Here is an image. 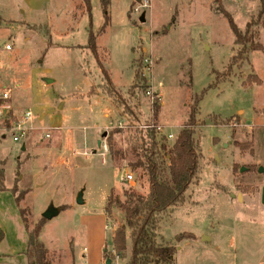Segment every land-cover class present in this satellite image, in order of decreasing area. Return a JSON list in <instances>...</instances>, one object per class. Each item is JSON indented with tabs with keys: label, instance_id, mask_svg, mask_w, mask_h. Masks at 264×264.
Instances as JSON below:
<instances>
[{
	"label": "rangeland",
	"instance_id": "obj_1",
	"mask_svg": "<svg viewBox=\"0 0 264 264\" xmlns=\"http://www.w3.org/2000/svg\"><path fill=\"white\" fill-rule=\"evenodd\" d=\"M34 1L40 9L22 14L19 0H0V45H12L2 54L3 80L11 86L17 116L24 109L37 112L35 128L21 143L0 132L6 187L0 192V264H27L18 251L49 207L58 213L44 221L39 238L51 264H105L106 256L109 264H127L129 230L122 253L112 242L125 224L124 213L113 206L107 215L105 205L109 196L122 200L128 189L148 192L147 174L131 164L135 154L128 138L135 128L156 122L157 139L166 136L167 150L199 94L198 177L186 201L161 214L157 242L175 246L170 264H264L259 195L264 185V53L237 45L221 13L228 11L243 32L255 29L264 45V14L261 21L252 20L259 0H107L109 20L100 33V0H89L91 19L84 0H24V6L31 9ZM90 30L97 34L99 63L121 91L123 105L98 88L86 94L103 82L97 59L84 47ZM139 73L144 82L136 78ZM34 75L37 104L30 96L28 102L31 90L25 89H32ZM109 138L123 157L111 156ZM16 171L19 189H26L19 206L10 192ZM125 173L132 175L130 182ZM18 207L27 210L28 227ZM183 233L195 238L176 241Z\"/></svg>",
	"mask_w": 264,
	"mask_h": 264
},
{
	"label": "trees",
	"instance_id": "obj_2",
	"mask_svg": "<svg viewBox=\"0 0 264 264\" xmlns=\"http://www.w3.org/2000/svg\"><path fill=\"white\" fill-rule=\"evenodd\" d=\"M86 10L91 19L89 0H84ZM104 22L100 28L103 32L108 24L109 16L107 14V0H100ZM260 9L256 17H253V23L261 21L264 14V0H259ZM228 20L229 27L234 35L237 45H248V51L260 50L264 53V45L256 40L257 31L250 29L248 26L245 31L236 25L230 13L226 10L221 12ZM98 33V32H97ZM96 35L89 31L88 42L84 46L89 49L95 56L102 70L103 82L92 86L86 93L87 96L95 94V88L107 95L113 103L123 105L124 98L121 91L115 87L107 71L99 63L96 50ZM233 60V59H232ZM235 60V59H234ZM232 63L230 62V65ZM228 65V69L230 67ZM144 82L145 77L140 73L136 78ZM142 88H147L145 83L139 84ZM205 92V89L202 91ZM200 94L196 95L193 103L189 106L188 118L178 131L173 143L166 150L164 143L166 136L157 139L156 122L153 125H147L144 129L135 128L132 138H128L131 144V151L135 154V160L131 163L140 167L148 177V192L143 195L132 189L124 191L123 199L109 196L105 205V212L110 215L113 206L119 208L124 213L125 224L115 230L112 236L113 249L122 253L126 244V229L129 230L131 249L130 257L127 264H170L173 260L175 246L171 243H159L156 239V231L159 228L160 216L167 209L183 204L186 201V192L189 187L197 180L199 171L200 153L198 151V141L195 138V126L197 125L196 115L198 113V101ZM128 113L132 114L129 108H125ZM153 118H156L159 103L157 100L152 102ZM108 145L113 158L123 157L118 155L119 151L114 148L113 142L108 139ZM163 151V152H162ZM117 154V155H116ZM2 162L0 163V165ZM4 170L0 166V191H5ZM18 172L10 192L14 195V201L17 206L24 199L26 189L18 187ZM26 209L18 207L19 216L22 222L28 227ZM46 219L41 217L32 229L28 232L26 248L24 255L28 264H51L48 258V250L39 238L42 226ZM4 233L0 229V241ZM184 238L194 239L193 233H183L175 236L176 241Z\"/></svg>",
	"mask_w": 264,
	"mask_h": 264
},
{
	"label": "built area",
	"instance_id": "obj_3",
	"mask_svg": "<svg viewBox=\"0 0 264 264\" xmlns=\"http://www.w3.org/2000/svg\"><path fill=\"white\" fill-rule=\"evenodd\" d=\"M10 49V43L0 45V132L3 134L11 133L12 141L21 143L28 132L35 128L33 125L35 112L32 109H24L19 116L14 112L11 86L3 80L4 63L2 54ZM158 129L156 126V130ZM123 178L130 182L132 175L125 173Z\"/></svg>",
	"mask_w": 264,
	"mask_h": 264
},
{
	"label": "crops",
	"instance_id": "obj_4",
	"mask_svg": "<svg viewBox=\"0 0 264 264\" xmlns=\"http://www.w3.org/2000/svg\"><path fill=\"white\" fill-rule=\"evenodd\" d=\"M13 1V0H12ZM20 2H21V5L23 6V7H19V12L20 13H22V14H25V11L28 13V14H32V13H35V12H37V10H39L40 9V6H41V3H40V6H39V3H37V2H33V3H31V5L33 6L31 9H28V8H26L25 6H24V0H19ZM19 6V5H18ZM39 7V8H38ZM1 8V7H0ZM1 9H3V8H1ZM4 10V9H3ZM3 14V13H2ZM4 15V14H3ZM4 19H10V18H5V17H3ZM10 20H13V19H10ZM13 21H17V20H13ZM19 21H25V22H28L26 19H20ZM5 43H8V42H5ZM10 50H12V45H11V49ZM9 50V51H10ZM7 51H5L4 53H6ZM8 57H11L10 58V60L13 62L14 60H12L13 59V56H12V54L10 55H8ZM2 60H3V58H2ZM15 62H17V61H15ZM3 63H4V61H3ZM14 63V62H13ZM28 72V71H27ZM31 72H33V68H32V71H30L29 70V75H30V73ZM26 74V73H25ZM24 75L22 74L21 76H20V79H18V80H21L22 79V77H23ZM28 77H30V76H26L25 78L26 79H28ZM25 79V80H26ZM53 82V80L52 79H50V82L48 83V85H50L51 83ZM25 83V82H24ZM47 83V82H46ZM27 83H25V85H26ZM24 88V87H23ZM31 88L32 89H30V88H28V90H27V88H25L26 89V91H29V90H31V95L29 94V93H27V95H28V97L30 96L31 97V100H32V103H36L37 104V102H34V100H36L35 98H37V95L35 94L36 92H37V77L34 75V77L32 78V81H31ZM30 97L28 98L29 100H28V102H30ZM37 101V100H36ZM61 107H64V103L62 102V104H61ZM35 117L37 118V112H35ZM67 119H68V121H71V119L69 118V116L67 115ZM63 119H65L64 118V116H62V118H61V121L63 120ZM58 120H60V118H57V121ZM36 126V125H35ZM51 128H53V127H51ZM56 128H61L60 126H58L57 127V125H55L54 126V128L53 129H56ZM3 138V137H2ZM22 146V145H21ZM0 192H2V191H0ZM260 205H261V207H263L264 208V185L261 187V189H260ZM19 213V212H18ZM40 235V234H39ZM42 241V240H41ZM26 242H27V240H26ZM43 242V241H42ZM44 243V242H43ZM45 245V244H44ZM25 248H26V245H23V247H22V249L20 250V251H18V254H21V255H24V250H25ZM47 248V247H46ZM47 250H48V248H47ZM49 252V251H48ZM25 256V255H24ZM26 257V256H25ZM27 259V258H26ZM263 261H264V258H263ZM28 264V263H27Z\"/></svg>",
	"mask_w": 264,
	"mask_h": 264
},
{
	"label": "water",
	"instance_id": "obj_5",
	"mask_svg": "<svg viewBox=\"0 0 264 264\" xmlns=\"http://www.w3.org/2000/svg\"><path fill=\"white\" fill-rule=\"evenodd\" d=\"M139 20H140V21H144L143 14L140 15ZM49 82H50V79L47 80V83H49ZM99 144H100V141H98V145H99ZM24 148H25V147L22 145L21 149L23 150ZM263 171H264V170H263ZM76 202L79 203V204L83 203L82 191H79V192L77 193V196H76ZM57 213H58L57 209H55L54 207H49V208L47 209V211H45V212L43 213L42 217L45 218V219H50L51 217L55 216ZM109 263H110V259H109L108 256H106V258H105V264H109Z\"/></svg>",
	"mask_w": 264,
	"mask_h": 264
}]
</instances>
